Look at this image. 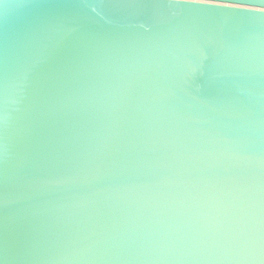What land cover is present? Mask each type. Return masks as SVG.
I'll use <instances>...</instances> for the list:
<instances>
[{
	"label": "water",
	"instance_id": "water-1",
	"mask_svg": "<svg viewBox=\"0 0 264 264\" xmlns=\"http://www.w3.org/2000/svg\"><path fill=\"white\" fill-rule=\"evenodd\" d=\"M0 264H264V0H0Z\"/></svg>",
	"mask_w": 264,
	"mask_h": 264
},
{
	"label": "snow or ice",
	"instance_id": "snow-or-ice-1",
	"mask_svg": "<svg viewBox=\"0 0 264 264\" xmlns=\"http://www.w3.org/2000/svg\"><path fill=\"white\" fill-rule=\"evenodd\" d=\"M215 2L222 5H238L242 3L243 0H215Z\"/></svg>",
	"mask_w": 264,
	"mask_h": 264
}]
</instances>
